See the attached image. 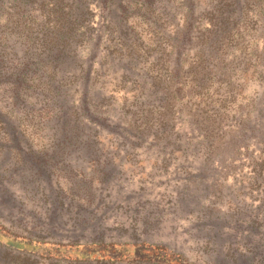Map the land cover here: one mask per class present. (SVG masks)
<instances>
[{
  "label": "rangeland",
  "instance_id": "obj_1",
  "mask_svg": "<svg viewBox=\"0 0 264 264\" xmlns=\"http://www.w3.org/2000/svg\"><path fill=\"white\" fill-rule=\"evenodd\" d=\"M0 225V264H264V0H0Z\"/></svg>",
  "mask_w": 264,
  "mask_h": 264
},
{
  "label": "trees",
  "instance_id": "obj_2",
  "mask_svg": "<svg viewBox=\"0 0 264 264\" xmlns=\"http://www.w3.org/2000/svg\"><path fill=\"white\" fill-rule=\"evenodd\" d=\"M73 113L76 116V111H73ZM82 126L86 127V125H82ZM0 231L6 234V235H2V233L0 232V242L8 244L12 246V248H16L17 250H27L33 252L34 248L36 249L37 247L35 246L36 245L35 242H33L32 240L26 239L24 237L9 232L2 225H0ZM61 248L62 245H58L57 249H61ZM148 249H150L149 251L155 252V255L158 256H161V254L159 253L164 254L161 256V258L167 259V261L171 263H178L179 261H184L186 263L188 262L184 256L176 253H168L167 249L160 245H151L148 246ZM187 264H193V263L188 262Z\"/></svg>",
  "mask_w": 264,
  "mask_h": 264
}]
</instances>
